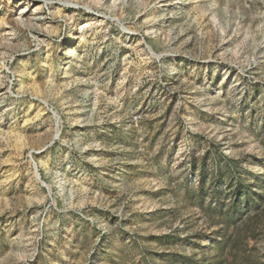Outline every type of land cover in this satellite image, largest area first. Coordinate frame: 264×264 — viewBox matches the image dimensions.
I'll return each mask as SVG.
<instances>
[{
  "label": "rangeland",
  "instance_id": "1",
  "mask_svg": "<svg viewBox=\"0 0 264 264\" xmlns=\"http://www.w3.org/2000/svg\"><path fill=\"white\" fill-rule=\"evenodd\" d=\"M214 162L264 204V0H0V264H264Z\"/></svg>",
  "mask_w": 264,
  "mask_h": 264
},
{
  "label": "trees",
  "instance_id": "2",
  "mask_svg": "<svg viewBox=\"0 0 264 264\" xmlns=\"http://www.w3.org/2000/svg\"><path fill=\"white\" fill-rule=\"evenodd\" d=\"M225 169H221L219 162H214V173L212 182L213 192V205H208L204 208L207 217L214 216L211 210L218 209V215L224 219L225 223H234L241 219L250 207L255 210L262 209L264 207L263 203L259 200L263 198L262 186H258V181L248 182V175L244 174L242 171L243 166L240 162H227ZM247 169V168H245ZM204 169H201V175H203ZM256 175V174H255ZM254 175V176H255ZM253 176V175H252ZM253 176V177H254ZM222 182L226 186L227 194H222L220 190L216 188V183ZM198 198H202L204 191V182L201 180ZM224 216V217H223ZM211 219V218H210ZM231 237H224L223 241L217 246L219 254H223L225 249L228 251V255L234 259L235 249L239 246L236 244L238 235L233 233ZM229 243V246H226ZM219 255V256H220Z\"/></svg>",
  "mask_w": 264,
  "mask_h": 264
},
{
  "label": "bare ground",
  "instance_id": "3",
  "mask_svg": "<svg viewBox=\"0 0 264 264\" xmlns=\"http://www.w3.org/2000/svg\"><path fill=\"white\" fill-rule=\"evenodd\" d=\"M22 9H21V12H23L25 9L23 8V7H21ZM83 38L81 37L80 38V41L82 40ZM262 61H260L259 63H261ZM37 174V173H36Z\"/></svg>",
  "mask_w": 264,
  "mask_h": 264
},
{
  "label": "water",
  "instance_id": "4",
  "mask_svg": "<svg viewBox=\"0 0 264 264\" xmlns=\"http://www.w3.org/2000/svg\"><path fill=\"white\" fill-rule=\"evenodd\" d=\"M34 170L38 174V170H37V167L36 166H34Z\"/></svg>",
  "mask_w": 264,
  "mask_h": 264
}]
</instances>
